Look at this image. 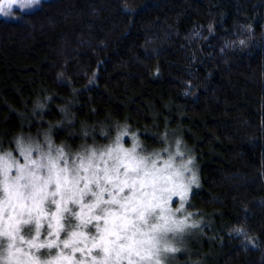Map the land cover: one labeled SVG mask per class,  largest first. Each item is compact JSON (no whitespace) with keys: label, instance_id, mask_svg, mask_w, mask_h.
<instances>
[{"label":"trees","instance_id":"1","mask_svg":"<svg viewBox=\"0 0 264 264\" xmlns=\"http://www.w3.org/2000/svg\"><path fill=\"white\" fill-rule=\"evenodd\" d=\"M122 131L142 155L193 159L199 238L180 263L264 264V0H41L0 14V152Z\"/></svg>","mask_w":264,"mask_h":264},{"label":"snow or ice","instance_id":"2","mask_svg":"<svg viewBox=\"0 0 264 264\" xmlns=\"http://www.w3.org/2000/svg\"><path fill=\"white\" fill-rule=\"evenodd\" d=\"M25 2L3 0L0 3V14L9 15L14 5L21 8ZM58 152L55 158L45 157L47 162L44 163L40 159H31V149L22 146L20 154L25 163L19 164L12 160V164L16 165V174L11 177L8 175L12 165H6L2 170L4 179L0 180V191L3 192V196H0V238L9 241L4 249L9 259L12 258L10 250L15 246L17 238L24 242L25 235L31 236L26 242L36 252L45 248L59 249L57 256L52 257L49 251L50 259L44 260L33 253H25L31 264H57L60 260L72 264L73 256H69L63 249L71 248L73 253H83L84 249L76 246L78 238L92 241L88 253L93 264H120L124 259H127L128 264H139L140 261H151L153 258H156V264H160L158 257L162 251H177L167 246L164 235L181 231L184 222H173L174 227L169 226L167 221L160 224L158 220L163 217L156 216L157 205L146 200V189L151 186L154 194L155 182L160 179L156 173L161 170L156 169L155 161L149 166L147 158H138L127 152L124 156H114L113 150L109 149L99 156L92 151L87 157L80 156L78 163L76 160L69 163L62 150ZM6 156L11 158L12 154L7 153ZM3 159L0 157V161ZM60 161H63V166H60ZM181 199H184V195H181ZM48 205L54 206V210ZM70 205L78 206L80 210L75 211ZM6 213L7 228L3 226ZM69 218H75L79 223L73 225ZM45 220L49 231L44 240L37 243L44 227L42 221ZM62 221H67V224ZM33 223L34 236L31 235ZM90 226L95 227L96 234L87 231ZM22 229H26L24 235L21 234ZM61 232H65L67 238L61 240ZM162 241L163 248L160 247ZM60 244H63V249H60ZM2 247L3 239H0ZM16 251L21 249L16 248ZM93 252L96 255H92Z\"/></svg>","mask_w":264,"mask_h":264},{"label":"rangeland","instance_id":"3","mask_svg":"<svg viewBox=\"0 0 264 264\" xmlns=\"http://www.w3.org/2000/svg\"><path fill=\"white\" fill-rule=\"evenodd\" d=\"M127 136L123 131L115 136L113 139H110L108 143L104 142V145H93L87 143L85 146L78 147L77 150L72 151L63 147H58L57 145L51 143V140L43 133L40 136V139L37 140V137L31 138L30 142L24 139H18L14 142L12 148L4 150L0 152V157L4 159L0 161V180L4 179L2 174V170L6 165H12L11 171L8 175L14 176L16 174V165L12 164V160L17 161L19 164H24V157L20 154V148L23 146L25 148L31 149V159H40L42 162L46 163L45 157L55 158L59 152L58 150H62L65 157L68 159L69 163L73 160L79 162L80 156L87 157L92 151L97 153V156L101 152L107 153L109 149H112V154L124 156V153H130L136 157H144L147 158V163L149 166L152 161L156 162V169H160L161 171L156 173L157 177H160L155 182V193L153 194V188L149 186L146 189L147 196L146 200L157 205L156 207V216L163 217L158 220L160 224H167L169 226H175L173 222L183 221L181 231L169 232L164 235V240L167 242V246L177 249L175 252H161L159 255L160 264H182L180 263L179 258L183 255L189 256L190 251L188 253L189 246L193 241H196L199 237V228L200 221L194 215L193 210L189 207L188 203L190 200V195L197 188L199 178L197 175V170L195 164L192 162L191 156L188 155L187 150L183 148H175L172 151H165L160 153L157 157H148L146 155H142L139 153V144L137 143L136 137L130 138V141L127 144H124L123 139ZM119 137V142H117V138ZM171 137H167V140H170ZM41 140V141H40ZM169 142V141H168ZM131 143V144H130ZM130 145V146H129ZM37 148L39 149L37 151ZM135 149L133 152L132 150ZM11 153V158L7 157L6 154ZM192 159H190V158ZM107 158V157H105ZM151 158H154L153 160ZM190 161V163H189ZM95 163V161H94ZM60 166H63V161H60ZM155 171V169H153ZM82 186V185H81ZM181 195H184V199H181ZM0 196H3V192L0 191ZM181 204H183V208H181ZM49 208L54 210V206L48 205ZM75 211H79V207L75 205H70ZM180 209V211H177ZM87 209H85V212ZM11 212V209L8 210V213ZM8 213H6L4 217L3 226L5 228L8 227ZM67 216V214H65ZM73 225L79 223L75 218H69ZM44 227L41 230L40 240L36 241L37 243L44 240L47 236V232L49 229L47 228V220L42 221ZM54 223V222H53ZM63 223V221H62ZM32 233L31 235H35V224L31 225ZM101 228H103V221H101ZM26 229H22L21 234H25ZM78 231H84V229H79ZM92 234H96L95 227H91L87 230ZM31 236L25 235V241L21 242L19 238H17L15 246L10 250L12 253V258H8V253L4 251L7 248V244L9 241L7 238L3 239V247L0 248V264H31L30 258L25 253H33L35 255L41 256V259H50L48 256L49 251H51L52 257L57 256L59 249L53 248L51 250L45 248L41 249L40 252H36V250L26 242L30 239ZM66 233H60V239H65ZM49 239H55V237H49ZM87 245V247H85ZM77 247L84 249L83 253L75 252L73 253L72 249H63V244H60V249H63L65 253L69 256H73L72 264H93L91 259V255L88 253V249L92 247V241L87 240L84 241L83 238H78ZM164 242H161L160 247L163 248ZM16 248L21 249V251L17 252ZM92 255H96V252H93ZM134 260L138 261V257H133ZM190 259V258H189ZM57 264H68V261L60 260ZM120 264H128L127 259H124L120 262ZM139 264H156V258H153L151 261H140Z\"/></svg>","mask_w":264,"mask_h":264},{"label":"clouds","instance_id":"4","mask_svg":"<svg viewBox=\"0 0 264 264\" xmlns=\"http://www.w3.org/2000/svg\"><path fill=\"white\" fill-rule=\"evenodd\" d=\"M40 4H41V0H26L24 6L21 7L20 9H30L34 7H39ZM240 43L244 44L245 41L241 40Z\"/></svg>","mask_w":264,"mask_h":264}]
</instances>
